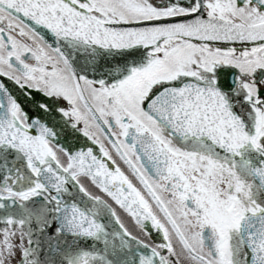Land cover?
Returning <instances> with one entry per match:
<instances>
[{"label":"snow or ice","instance_id":"1","mask_svg":"<svg viewBox=\"0 0 264 264\" xmlns=\"http://www.w3.org/2000/svg\"><path fill=\"white\" fill-rule=\"evenodd\" d=\"M0 264H264V0H0Z\"/></svg>","mask_w":264,"mask_h":264}]
</instances>
